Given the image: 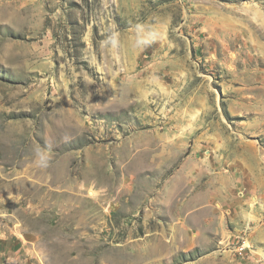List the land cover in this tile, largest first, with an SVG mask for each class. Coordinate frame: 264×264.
<instances>
[{"label":"rangeland","instance_id":"obj_1","mask_svg":"<svg viewBox=\"0 0 264 264\" xmlns=\"http://www.w3.org/2000/svg\"><path fill=\"white\" fill-rule=\"evenodd\" d=\"M0 264H264V0H0Z\"/></svg>","mask_w":264,"mask_h":264},{"label":"bare ground","instance_id":"obj_2","mask_svg":"<svg viewBox=\"0 0 264 264\" xmlns=\"http://www.w3.org/2000/svg\"><path fill=\"white\" fill-rule=\"evenodd\" d=\"M263 37V36H262Z\"/></svg>","mask_w":264,"mask_h":264}]
</instances>
